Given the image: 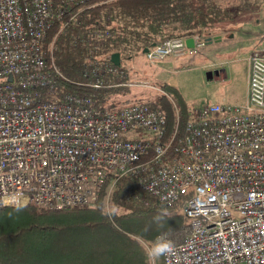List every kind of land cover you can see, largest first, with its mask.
<instances>
[{
	"label": "built area",
	"instance_id": "obj_1",
	"mask_svg": "<svg viewBox=\"0 0 264 264\" xmlns=\"http://www.w3.org/2000/svg\"><path fill=\"white\" fill-rule=\"evenodd\" d=\"M90 1L0 0V210L95 207L110 174L108 196L125 176L155 199L146 204L180 206L190 219L164 264H264V50L248 57L245 105H196L168 134L166 113L146 100L100 106L126 61L90 62L91 92L58 88L70 80L44 42L56 20ZM192 37L193 47L185 36L154 43L146 58L195 55L206 39Z\"/></svg>",
	"mask_w": 264,
	"mask_h": 264
},
{
	"label": "trees",
	"instance_id": "obj_2",
	"mask_svg": "<svg viewBox=\"0 0 264 264\" xmlns=\"http://www.w3.org/2000/svg\"><path fill=\"white\" fill-rule=\"evenodd\" d=\"M233 15L237 13L217 0H91L56 20L43 48L70 80H61L58 88L86 93L92 88L84 84L82 73L90 62L111 61L116 52L122 61L130 60L133 54L174 36L206 39L219 33V24L232 20ZM119 69L122 74L106 79L107 84L117 85L100 92L102 107L116 106L120 96L131 95L130 75L123 64ZM143 100L127 98L123 103ZM148 102L166 113L168 134L177 126L181 130L188 121V113L182 118L176 111L164 110L162 99ZM112 176L97 206L86 210L53 211L34 203L21 212L15 207L1 209L0 264H147L138 233L146 229L152 216L163 212L168 215L166 225L156 222L165 226L174 242L184 241L190 222L183 212L168 214L175 207L181 210L180 206L146 204L155 199L125 176L115 182L108 196ZM107 201L118 209L112 220L103 214L110 209Z\"/></svg>",
	"mask_w": 264,
	"mask_h": 264
},
{
	"label": "rangeland",
	"instance_id": "obj_3",
	"mask_svg": "<svg viewBox=\"0 0 264 264\" xmlns=\"http://www.w3.org/2000/svg\"><path fill=\"white\" fill-rule=\"evenodd\" d=\"M217 1L223 8H232L237 13L233 15L235 18L232 20L219 24V33L211 36L220 37V40L206 43L195 55L169 56L158 60L154 65L148 61L145 53L133 54L130 61L126 60L129 66H125L130 75L129 82L137 85L130 86V96L119 97L118 105H123L127 98H142L152 102L162 99L164 110L176 111L182 118L188 113L189 120L195 116L196 105L247 103L251 72L247 58L256 50H264V0ZM210 72L212 78L209 79ZM77 77L79 78L78 75ZM82 78L86 79L83 73ZM144 81L147 84L144 85ZM139 133L142 136L147 135L143 131ZM133 134L136 132H130L126 137L129 138ZM107 207L111 208L108 201ZM175 211L182 213L175 207L170 209L168 214ZM158 215L163 217L160 223L164 221L166 225L167 212H163V215L158 213L152 216L146 225V231L138 233L145 248L150 247L156 238L163 234H167V238L171 239L165 231V226L154 220ZM187 221L190 222V219L187 218ZM160 260L157 264H160Z\"/></svg>",
	"mask_w": 264,
	"mask_h": 264
},
{
	"label": "clouds",
	"instance_id": "obj_4",
	"mask_svg": "<svg viewBox=\"0 0 264 264\" xmlns=\"http://www.w3.org/2000/svg\"><path fill=\"white\" fill-rule=\"evenodd\" d=\"M0 206H7V205H0ZM14 210L16 212L23 211V206H15ZM103 213V209H102ZM107 215V217L112 220L116 215H118V209L116 207L110 208L107 213H103ZM163 217L158 215L154 217V220L159 222L162 220ZM176 251V245L175 242L169 238H167V234H163L161 236H158L154 243L145 249V257L147 264H157V262L161 258H168L170 256H173Z\"/></svg>",
	"mask_w": 264,
	"mask_h": 264
},
{
	"label": "water",
	"instance_id": "obj_5",
	"mask_svg": "<svg viewBox=\"0 0 264 264\" xmlns=\"http://www.w3.org/2000/svg\"><path fill=\"white\" fill-rule=\"evenodd\" d=\"M213 40H215V41L220 40V37L206 38V43H211ZM186 43H187L188 47H193L194 46V38L193 37L187 38ZM148 50H149V47H146L143 50V53H146ZM111 62H113L116 66H121V64H122L121 53H119V52L113 53L111 56ZM208 78L209 79L212 78L211 72L208 74Z\"/></svg>",
	"mask_w": 264,
	"mask_h": 264
},
{
	"label": "crops",
	"instance_id": "obj_6",
	"mask_svg": "<svg viewBox=\"0 0 264 264\" xmlns=\"http://www.w3.org/2000/svg\"><path fill=\"white\" fill-rule=\"evenodd\" d=\"M248 59V58H247ZM248 91H249V84H248Z\"/></svg>",
	"mask_w": 264,
	"mask_h": 264
},
{
	"label": "flooded vegetation",
	"instance_id": "obj_7",
	"mask_svg": "<svg viewBox=\"0 0 264 264\" xmlns=\"http://www.w3.org/2000/svg\"><path fill=\"white\" fill-rule=\"evenodd\" d=\"M130 61V60H129Z\"/></svg>",
	"mask_w": 264,
	"mask_h": 264
}]
</instances>
